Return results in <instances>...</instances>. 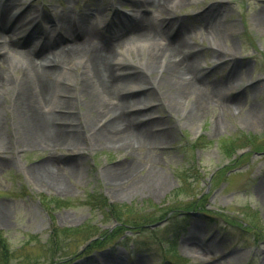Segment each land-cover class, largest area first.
I'll list each match as a JSON object with an SVG mask.
<instances>
[{
    "label": "rangeland",
    "instance_id": "obj_1",
    "mask_svg": "<svg viewBox=\"0 0 264 264\" xmlns=\"http://www.w3.org/2000/svg\"><path fill=\"white\" fill-rule=\"evenodd\" d=\"M14 7L0 21L23 50L53 37L59 22L82 38L71 28L85 17L100 29L94 42L102 43L106 29L120 28L127 15L155 20L164 34L180 27L200 53L202 90H215L218 99L202 104L201 112L188 107L192 99L181 106L174 89L151 85L143 51H120L111 43V56L123 59L124 71L114 66L127 87L123 94H132L147 118L153 113L141 145L120 147L87 128L61 141L35 140L21 133L18 98L2 95L0 264H264V0H188L169 13L149 12L134 0H14ZM15 10L21 15L11 18ZM174 16L177 26L160 25ZM31 30L36 35L25 41ZM57 94L54 100L66 99ZM77 100L81 105L74 96L70 112L91 127L102 114L89 120L87 98ZM55 110L68 115L70 109ZM103 128L102 135L109 131ZM47 159L60 174L52 180L64 186L35 176ZM113 169L125 171L123 181ZM151 173L162 181L156 191L134 183ZM183 218L185 225H177ZM191 228L198 233L194 240ZM99 238L105 243L97 250L92 243ZM202 247L209 249L204 255Z\"/></svg>",
    "mask_w": 264,
    "mask_h": 264
},
{
    "label": "bare ground",
    "instance_id": "obj_2",
    "mask_svg": "<svg viewBox=\"0 0 264 264\" xmlns=\"http://www.w3.org/2000/svg\"><path fill=\"white\" fill-rule=\"evenodd\" d=\"M134 1L138 7L145 6L149 12L153 8L169 13L182 7L188 0ZM13 7L14 0H0V16L8 18ZM15 15L19 16L21 12L15 10L11 18ZM170 21L173 23L170 26H177L178 18L175 16L160 25ZM114 22L118 23V20ZM57 26L53 37L42 39L41 44L23 43L29 45L26 50H23L22 45L13 43V37L8 36V31L7 33L5 31L7 27L0 21V97L7 96L9 93L15 101L18 98L16 104L19 102V106L16 108L15 116L24 128L21 130L22 135L26 131L27 137L29 135L35 139L38 136L43 141L53 142L61 141L67 134L71 135L78 129L81 131L87 128L91 136H103L104 139L120 147H134L135 144L141 145L145 141L142 136L150 134L154 123L151 118L153 113H147V118L139 107L140 104L129 97L132 94H123L127 87H123L114 75V66L125 70L123 59L112 57L110 45L107 43H111L112 47L120 51L127 49L143 51L146 56L144 68L149 74H154L151 85L153 87L162 85L174 89L177 102L179 99L183 100L181 106L185 101L192 99L188 107L194 105L197 112H201L205 109L201 107L202 104L217 102L218 95L215 90L211 93L202 90L204 88L199 77L201 70L197 67L200 53L183 39L180 27L167 35L155 20L146 19L139 14L127 15L125 20L118 24L120 28L107 31L102 38L106 43H102L94 42L97 40V35L90 17L82 18L79 24H74L71 28L80 33L82 38L79 35L69 34L60 22ZM35 35L36 32L31 30L25 41L34 38ZM214 40H217V37ZM221 52L218 50L217 60L221 59ZM31 54H37L36 58H33ZM76 69L79 71L75 74ZM130 85L136 86L133 82ZM215 88L213 85L212 89ZM55 90L57 95L66 96V99L54 100ZM74 96L76 102L78 96L87 98L86 113H90L89 120H96L97 116L102 114L91 127L88 125V120L78 122L79 114L71 113V103L76 105V102H73ZM66 102L70 108L65 107ZM45 105L53 110H45ZM79 105L81 103H78ZM54 108H68L69 114H60ZM103 121H105L104 124L99 128L98 123ZM104 125L108 126L109 131L102 135ZM2 128L3 121L0 120V129ZM164 134L160 133L159 137H163L161 135ZM48 159L42 168L41 163H38L37 168L41 170H36L37 174L31 172V175L39 176V182L55 185L56 188L64 186L60 178L56 181L52 180V174L56 177H60V174L52 164L53 161ZM113 170V177H119V181H123L125 171ZM138 181L153 192L162 185V181L154 173L133 182L138 184ZM189 235L190 239L198 238L195 229H189ZM185 245L186 250L192 249L190 244ZM201 250L205 254L209 249L202 247L200 253L203 254Z\"/></svg>",
    "mask_w": 264,
    "mask_h": 264
},
{
    "label": "trees",
    "instance_id": "obj_3",
    "mask_svg": "<svg viewBox=\"0 0 264 264\" xmlns=\"http://www.w3.org/2000/svg\"><path fill=\"white\" fill-rule=\"evenodd\" d=\"M116 219L119 221V216H117ZM122 226H124V225H122ZM101 238L97 239L95 242L92 243V245L95 244L94 248H98V247L102 246L105 243L104 241L103 242L101 241L102 240ZM92 245L90 247H88V248H93ZM0 247H3V244H1ZM2 254H4V253H2Z\"/></svg>",
    "mask_w": 264,
    "mask_h": 264
}]
</instances>
